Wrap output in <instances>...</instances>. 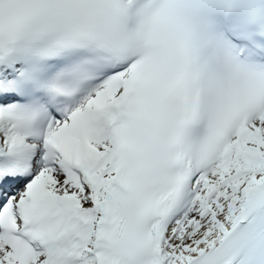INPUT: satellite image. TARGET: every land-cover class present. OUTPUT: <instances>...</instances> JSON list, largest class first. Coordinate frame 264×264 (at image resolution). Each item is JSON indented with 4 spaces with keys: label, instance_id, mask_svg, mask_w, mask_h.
<instances>
[{
    "label": "snow or ice",
    "instance_id": "6c2138e0",
    "mask_svg": "<svg viewBox=\"0 0 264 264\" xmlns=\"http://www.w3.org/2000/svg\"><path fill=\"white\" fill-rule=\"evenodd\" d=\"M0 264H264V0H0Z\"/></svg>",
    "mask_w": 264,
    "mask_h": 264
}]
</instances>
